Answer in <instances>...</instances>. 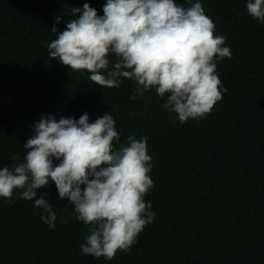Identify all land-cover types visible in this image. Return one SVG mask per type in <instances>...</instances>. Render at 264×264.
<instances>
[{
	"label": "trees",
	"instance_id": "16d2710c",
	"mask_svg": "<svg viewBox=\"0 0 264 264\" xmlns=\"http://www.w3.org/2000/svg\"><path fill=\"white\" fill-rule=\"evenodd\" d=\"M246 2L201 0L232 53L217 61L227 91L206 117L181 124L155 90L132 100L133 81L102 89L49 59L55 17L63 30L71 7L90 3L103 15L106 0H0V167L19 162L13 154L22 160L42 114L87 112L94 122L106 111L121 142L147 137L154 186L145 202L156 213L129 251L106 260L81 252L88 226L53 182L41 191L56 212L54 229L17 191L11 206L0 198V264H264V24Z\"/></svg>",
	"mask_w": 264,
	"mask_h": 264
},
{
	"label": "clouds",
	"instance_id": "9594fccd",
	"mask_svg": "<svg viewBox=\"0 0 264 264\" xmlns=\"http://www.w3.org/2000/svg\"><path fill=\"white\" fill-rule=\"evenodd\" d=\"M106 0L103 15L90 3L71 7L63 30L51 28L56 38L48 45L49 59L72 72L88 73L103 88L134 82L130 99L155 90L165 99L162 108L183 124L202 119L227 91L217 74V61L230 59L226 37L216 34L214 21L201 0ZM247 13L264 24V0H247ZM78 14V15H77ZM33 134L23 144L22 160L0 167V198L13 203L34 201L40 219L50 229L57 219L53 204L41 191L55 184L60 200L73 205L74 217L88 226L81 252L113 260L127 252L156 216L145 202L154 182L147 137L129 135L121 142L113 116L104 112L90 122L87 112L74 117L41 115ZM38 191L40 192L38 196Z\"/></svg>",
	"mask_w": 264,
	"mask_h": 264
}]
</instances>
